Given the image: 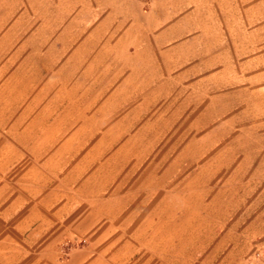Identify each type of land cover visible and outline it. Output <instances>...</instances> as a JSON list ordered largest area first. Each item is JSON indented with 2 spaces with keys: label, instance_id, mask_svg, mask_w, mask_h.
<instances>
[{
  "label": "rangeland",
  "instance_id": "obj_1",
  "mask_svg": "<svg viewBox=\"0 0 264 264\" xmlns=\"http://www.w3.org/2000/svg\"><path fill=\"white\" fill-rule=\"evenodd\" d=\"M15 1L28 44L122 70L132 128L107 201L0 217V264H264V0Z\"/></svg>",
  "mask_w": 264,
  "mask_h": 264
},
{
  "label": "crops",
  "instance_id": "obj_2",
  "mask_svg": "<svg viewBox=\"0 0 264 264\" xmlns=\"http://www.w3.org/2000/svg\"><path fill=\"white\" fill-rule=\"evenodd\" d=\"M30 25L26 6L0 0V204L9 203L0 217L5 218L43 219L55 204H64L57 209L61 213L76 202L107 201L114 147L132 128V123L108 127L122 112L123 82L108 93L122 70L81 66L76 59L86 52L45 50L42 36L28 44ZM135 79L126 85L135 86ZM98 177L104 181L92 183ZM12 203L20 204L15 215Z\"/></svg>",
  "mask_w": 264,
  "mask_h": 264
}]
</instances>
